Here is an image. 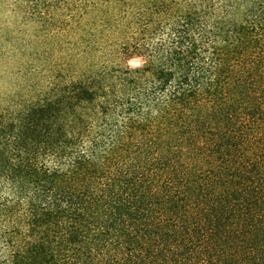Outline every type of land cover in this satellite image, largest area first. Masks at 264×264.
<instances>
[{"label": "trees", "instance_id": "obj_1", "mask_svg": "<svg viewBox=\"0 0 264 264\" xmlns=\"http://www.w3.org/2000/svg\"><path fill=\"white\" fill-rule=\"evenodd\" d=\"M11 6L63 62L0 99V264H264V0Z\"/></svg>", "mask_w": 264, "mask_h": 264}, {"label": "rangeland", "instance_id": "obj_2", "mask_svg": "<svg viewBox=\"0 0 264 264\" xmlns=\"http://www.w3.org/2000/svg\"><path fill=\"white\" fill-rule=\"evenodd\" d=\"M14 2L15 0H5L0 6V29L12 31L11 44L0 38V99L9 94L16 85L20 88L27 87L28 80L40 76L43 68H58V63L60 65L63 62L61 56L51 51V48L44 51L42 46L33 42L31 33L35 25L22 22L20 13L11 12V4ZM18 30L22 34L19 35ZM121 62L138 67L145 63V58L131 53L122 56Z\"/></svg>", "mask_w": 264, "mask_h": 264}]
</instances>
